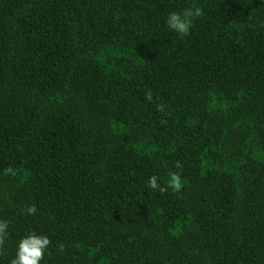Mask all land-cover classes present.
I'll return each instance as SVG.
<instances>
[{
  "label": "trees",
  "instance_id": "obj_1",
  "mask_svg": "<svg viewBox=\"0 0 264 264\" xmlns=\"http://www.w3.org/2000/svg\"><path fill=\"white\" fill-rule=\"evenodd\" d=\"M0 220V264H264V0H0Z\"/></svg>",
  "mask_w": 264,
  "mask_h": 264
},
{
  "label": "clouds",
  "instance_id": "obj_2",
  "mask_svg": "<svg viewBox=\"0 0 264 264\" xmlns=\"http://www.w3.org/2000/svg\"><path fill=\"white\" fill-rule=\"evenodd\" d=\"M204 15V11L200 7H188L182 11H173L169 13L166 24L168 28L177 33L180 36H188L191 28L194 26V21ZM145 99L148 102L153 101V95L151 90L145 93ZM156 110L158 112L164 110L163 105H157ZM177 169H182L183 165L180 161H177L174 165ZM6 174L14 175L13 169H5ZM147 188L153 191H159L161 193H167L169 189L174 194H179L182 191L183 183L180 172H170L166 183L162 186L159 183V177L153 175L149 178ZM24 212L29 215H35L37 208L35 205L28 206L24 209ZM9 222L0 220V250L3 249L5 241L8 239ZM52 241L45 235H38L36 232H31L28 236L20 240L18 243L15 258L11 259L10 264H40L44 259L45 253L50 248ZM65 247L63 244L58 246L57 251L64 252Z\"/></svg>",
  "mask_w": 264,
  "mask_h": 264
}]
</instances>
